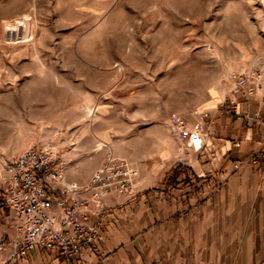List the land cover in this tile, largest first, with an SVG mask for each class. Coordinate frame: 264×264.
Returning <instances> with one entry per match:
<instances>
[{"label":"rangeland","instance_id":"rangeland-1","mask_svg":"<svg viewBox=\"0 0 264 264\" xmlns=\"http://www.w3.org/2000/svg\"><path fill=\"white\" fill-rule=\"evenodd\" d=\"M23 20L26 40L9 31ZM263 68L264 0H0V217L10 157L49 146L76 169L112 154L139 174L173 120Z\"/></svg>","mask_w":264,"mask_h":264},{"label":"crops","instance_id":"crops-1","mask_svg":"<svg viewBox=\"0 0 264 264\" xmlns=\"http://www.w3.org/2000/svg\"><path fill=\"white\" fill-rule=\"evenodd\" d=\"M258 72L259 87L249 100L230 95L212 101L201 111L208 118L189 122L211 121L203 150L174 136L150 170L140 168L134 202L105 200L110 215L75 264H264V176L260 162L252 161L263 158L264 145V68ZM97 167L66 166L65 176L83 185ZM13 220L10 212L0 217V234L13 236ZM12 264L60 262L37 250Z\"/></svg>","mask_w":264,"mask_h":264},{"label":"built area","instance_id":"built-area-1","mask_svg":"<svg viewBox=\"0 0 264 264\" xmlns=\"http://www.w3.org/2000/svg\"><path fill=\"white\" fill-rule=\"evenodd\" d=\"M259 79L256 69L232 72L231 95L249 100L259 87ZM192 117L205 119L208 114L195 112ZM259 117L255 114L254 120ZM210 125L211 121L208 125L200 121L190 124L176 118L170 127L187 147L199 152L206 147ZM55 153L49 146L30 147L2 163L4 206L14 220L13 236L0 238V264L16 263L37 250L54 256L60 264H75L81 251L93 245L110 215L105 200L116 196L129 202L138 194V171L125 159L108 154L90 179L77 185L66 179L67 164ZM259 155L263 158L252 161L260 162L264 176V145Z\"/></svg>","mask_w":264,"mask_h":264},{"label":"bare ground","instance_id":"bare-ground-1","mask_svg":"<svg viewBox=\"0 0 264 264\" xmlns=\"http://www.w3.org/2000/svg\"><path fill=\"white\" fill-rule=\"evenodd\" d=\"M15 24V23H14ZM9 25V24H8ZM14 26V25H13ZM23 27V30L25 31L24 33V40L30 38L32 36V30H33V26L30 24L29 21L27 20H23V22H17L16 25L13 28H10L9 31L10 33H17L18 30H20V28ZM34 31V30H33ZM21 34V32H20ZM9 37V36H8ZM16 38V37H15ZM101 149V144L98 145L97 149L95 151H99Z\"/></svg>","mask_w":264,"mask_h":264}]
</instances>
